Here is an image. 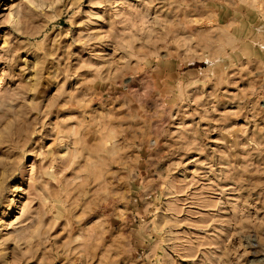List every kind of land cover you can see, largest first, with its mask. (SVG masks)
<instances>
[{"label":"clouds","instance_id":"1","mask_svg":"<svg viewBox=\"0 0 264 264\" xmlns=\"http://www.w3.org/2000/svg\"><path fill=\"white\" fill-rule=\"evenodd\" d=\"M0 65V264H264V0H0Z\"/></svg>","mask_w":264,"mask_h":264},{"label":"rangeland","instance_id":"2","mask_svg":"<svg viewBox=\"0 0 264 264\" xmlns=\"http://www.w3.org/2000/svg\"><path fill=\"white\" fill-rule=\"evenodd\" d=\"M11 2H14V0H2V3H4V4H9ZM62 54L63 53H61V55ZM73 62H74V60H73ZM62 63H63V61H62ZM2 67H3V65H0V68H2ZM17 72H19V69H17ZM45 72L47 73V68H45ZM27 78L28 77L26 76L25 79H27ZM236 83L239 84L240 82L236 81ZM43 86L44 85L42 84L41 87H43ZM240 86H241V88L243 87V85H240ZM69 87H71V85ZM76 87H79V84H77ZM58 91H59V88H57V92ZM231 91H234V89H225V92H231ZM225 102L227 103L228 101L226 100ZM241 126H243V124H241ZM209 146L211 148H213V149L217 147V143H216V139L215 138L210 140V145ZM196 158H198V157L197 156L190 157V159H196ZM199 158L203 159V157H199ZM184 163L187 164V168H188L187 177L189 179L191 178L193 173L202 170V166L201 165L188 163L187 160H185ZM183 171H184V169L181 168V169H179V171L177 173H175V175L179 176V173L183 172ZM253 195L255 196L256 194L254 193ZM256 207L257 208H261V207H264V206H262L260 204H256ZM253 211L255 212V210H253ZM261 215H264V212H262ZM192 231L195 233V235H200L199 232H196L195 230H192ZM118 235L119 236H123L124 233L121 232ZM113 241H115L117 244L119 243V241L117 240L116 236H113ZM113 241H109V243L105 246L104 252L98 253L100 259H103L105 261V264H107L109 249H111L113 247ZM124 261H127V264H132V261L129 260L127 257L120 258L119 260H117L116 264H124ZM180 264H190V261L187 258H185V259L181 260Z\"/></svg>","mask_w":264,"mask_h":264}]
</instances>
